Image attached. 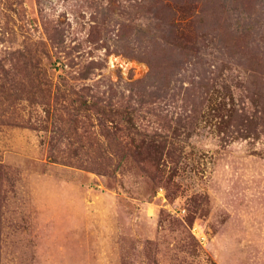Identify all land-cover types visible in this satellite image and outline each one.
I'll list each match as a JSON object with an SVG mask.
<instances>
[{"label":"rangeland","instance_id":"obj_1","mask_svg":"<svg viewBox=\"0 0 264 264\" xmlns=\"http://www.w3.org/2000/svg\"><path fill=\"white\" fill-rule=\"evenodd\" d=\"M0 264H264V0H0Z\"/></svg>","mask_w":264,"mask_h":264}]
</instances>
